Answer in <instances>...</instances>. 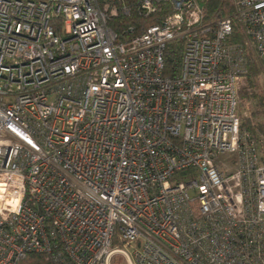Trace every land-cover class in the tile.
Instances as JSON below:
<instances>
[{"label":"built area","instance_id":"built-area-1","mask_svg":"<svg viewBox=\"0 0 264 264\" xmlns=\"http://www.w3.org/2000/svg\"><path fill=\"white\" fill-rule=\"evenodd\" d=\"M0 0V264H264V0ZM170 46L178 68L165 75Z\"/></svg>","mask_w":264,"mask_h":264},{"label":"trees","instance_id":"trees-1","mask_svg":"<svg viewBox=\"0 0 264 264\" xmlns=\"http://www.w3.org/2000/svg\"><path fill=\"white\" fill-rule=\"evenodd\" d=\"M206 11V21L220 19L231 14V4L229 0H197ZM117 4H124L129 8L128 16L119 15L110 22V26L115 30L120 38L129 36L128 28H132L130 36H137L150 26L161 23L167 15V9L156 14L144 15L138 11V0H115ZM180 51L177 47L170 46L166 53L165 75L171 76L177 72ZM259 70L254 64H249L247 77L243 80L240 89V98H255L254 89ZM259 105L264 107V97L259 99ZM19 264H54L39 254H29Z\"/></svg>","mask_w":264,"mask_h":264},{"label":"rangeland","instance_id":"rangeland-1","mask_svg":"<svg viewBox=\"0 0 264 264\" xmlns=\"http://www.w3.org/2000/svg\"><path fill=\"white\" fill-rule=\"evenodd\" d=\"M255 98H240L243 126L246 128H258L264 132V107L259 105V99L264 97V80L258 75L254 89Z\"/></svg>","mask_w":264,"mask_h":264}]
</instances>
